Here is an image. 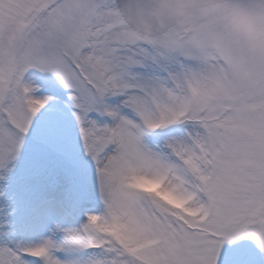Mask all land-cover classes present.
<instances>
[{"label":"snow or ice","instance_id":"6c2138e0","mask_svg":"<svg viewBox=\"0 0 264 264\" xmlns=\"http://www.w3.org/2000/svg\"><path fill=\"white\" fill-rule=\"evenodd\" d=\"M0 264H264V0H0Z\"/></svg>","mask_w":264,"mask_h":264}]
</instances>
